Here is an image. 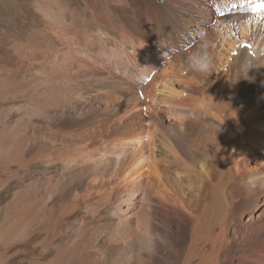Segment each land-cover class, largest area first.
Wrapping results in <instances>:
<instances>
[{
  "label": "bare ground",
  "instance_id": "obj_1",
  "mask_svg": "<svg viewBox=\"0 0 264 264\" xmlns=\"http://www.w3.org/2000/svg\"><path fill=\"white\" fill-rule=\"evenodd\" d=\"M80 2L98 29L74 2L40 9L51 45L27 64L46 77H0L1 189L48 167L1 208L0 246L46 234L34 264H264V66L235 83L264 63V0ZM202 30L210 75L187 68Z\"/></svg>",
  "mask_w": 264,
  "mask_h": 264
},
{
  "label": "rangeland",
  "instance_id": "obj_2",
  "mask_svg": "<svg viewBox=\"0 0 264 264\" xmlns=\"http://www.w3.org/2000/svg\"><path fill=\"white\" fill-rule=\"evenodd\" d=\"M67 2H74L75 21L80 29L89 31L98 29V27L85 21L84 8L80 0H0V77L2 81L5 78L19 81L28 80L30 75H36L38 78L46 77L44 71H39L36 68L30 69L28 66V61L31 62L34 56L32 55L33 52L29 53V48L32 45H36L37 47L51 45L49 42L51 41V34L48 32V25L43 14L40 13V9L48 10L54 14L59 7H64ZM239 28L240 25L237 26L236 30H232L231 33L229 30L226 33L234 37L235 35H239V30H237ZM234 50L239 51V48H234ZM234 50L231 51L233 55H235ZM21 61L23 62L21 63ZM20 89L26 88L21 87ZM144 108L141 107L137 110H144ZM145 115L141 113L135 119L129 117L128 120L134 122L136 126H140L141 124L138 125V123L144 122L140 118H143ZM163 116L165 117V122L169 120L175 121L174 117H169L168 119L167 116ZM149 121V119L145 120L146 123ZM145 141L146 137L143 138V142ZM34 142L41 143L42 140L38 138L34 139ZM41 155L51 156L45 152ZM261 163L264 166V155H262ZM47 170L46 163L38 160L30 166L28 172H21L20 176L13 179L6 188L1 189L0 187V210L10 203L17 187L28 184ZM3 180H6V175L0 163V185L3 184ZM257 214L258 211L254 210L245 214L244 218L245 220H251ZM56 246L57 242H51L46 234H42L25 245L10 248L0 246V257L6 260L5 264H34L39 259H42L41 253L44 249L48 251L47 258L51 257Z\"/></svg>",
  "mask_w": 264,
  "mask_h": 264
},
{
  "label": "clouds",
  "instance_id": "obj_3",
  "mask_svg": "<svg viewBox=\"0 0 264 264\" xmlns=\"http://www.w3.org/2000/svg\"><path fill=\"white\" fill-rule=\"evenodd\" d=\"M163 2V0H161ZM199 40V45L195 47V50L187 57V68L191 72L198 73L200 75H210L212 73L215 56L212 51V44L208 38V35L205 31H200L197 34ZM177 49L173 48L171 51L174 53ZM247 68L242 77H240L235 83H238L241 79L248 80L249 82H254L255 77H249L248 71L253 67L264 66V63L259 65L255 64L253 60H245Z\"/></svg>",
  "mask_w": 264,
  "mask_h": 264
},
{
  "label": "snow or ice",
  "instance_id": "obj_4",
  "mask_svg": "<svg viewBox=\"0 0 264 264\" xmlns=\"http://www.w3.org/2000/svg\"><path fill=\"white\" fill-rule=\"evenodd\" d=\"M258 7H262V8H264V5H259Z\"/></svg>",
  "mask_w": 264,
  "mask_h": 264
}]
</instances>
